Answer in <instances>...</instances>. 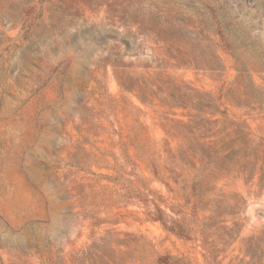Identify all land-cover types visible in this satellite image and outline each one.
I'll use <instances>...</instances> for the list:
<instances>
[{"label": "rangeland", "instance_id": "374dc122", "mask_svg": "<svg viewBox=\"0 0 264 264\" xmlns=\"http://www.w3.org/2000/svg\"><path fill=\"white\" fill-rule=\"evenodd\" d=\"M261 138L264 0H0V264H264Z\"/></svg>", "mask_w": 264, "mask_h": 264}, {"label": "trees", "instance_id": "16d2710c", "mask_svg": "<svg viewBox=\"0 0 264 264\" xmlns=\"http://www.w3.org/2000/svg\"><path fill=\"white\" fill-rule=\"evenodd\" d=\"M39 2L40 1H45V0H38ZM220 44L218 45L219 48L222 50V51H226L230 54H232V46L230 44V42L228 41L227 38H225L223 35L220 34ZM219 114L221 116H223L224 118H227V115H226V107L223 106V109L222 111H219ZM261 140L264 141V138H261ZM152 218L154 220H157L159 221L163 228L168 231V232H171L172 234H175L176 236L180 237V238H184V239H187L189 238V230L185 229L181 224L179 223H176V222H167L164 218H163V211L161 209H156V213L154 212L152 214ZM156 264H190L188 262H184L178 258H175L171 255H168V254H164V255H159L157 258H156V261H155ZM207 263V261H206Z\"/></svg>", "mask_w": 264, "mask_h": 264}]
</instances>
